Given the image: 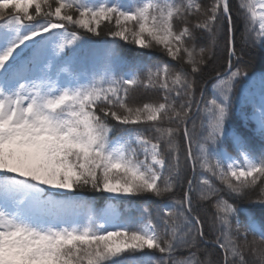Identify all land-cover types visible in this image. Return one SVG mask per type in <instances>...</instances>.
<instances>
[{
	"label": "snow or ice",
	"instance_id": "obj_1",
	"mask_svg": "<svg viewBox=\"0 0 264 264\" xmlns=\"http://www.w3.org/2000/svg\"><path fill=\"white\" fill-rule=\"evenodd\" d=\"M238 9L239 51L230 0H0V264H250L249 252L264 264V220L241 221L221 195L257 192L264 207V148L257 154L229 124L235 83L255 78L244 50L264 51V0H238ZM77 30L111 41L85 60L94 42ZM205 35L210 45L198 47ZM221 38L227 62L209 65L213 98L196 140L189 123L200 110L198 78ZM118 41L159 49L181 66L135 61ZM139 85L158 89L161 100L130 103ZM245 103L264 140V90ZM88 193L106 194L104 206ZM193 193L215 209L207 232ZM147 194L168 202L142 206L136 217L119 210L124 198ZM179 251L187 255L177 258Z\"/></svg>",
	"mask_w": 264,
	"mask_h": 264
},
{
	"label": "trees",
	"instance_id": "obj_2",
	"mask_svg": "<svg viewBox=\"0 0 264 264\" xmlns=\"http://www.w3.org/2000/svg\"><path fill=\"white\" fill-rule=\"evenodd\" d=\"M210 2V0H200V3L207 6V4ZM230 4L233 8V18L236 22L237 31H236V47L239 51L241 46L240 43V34L243 31V21L240 19V17L237 15L238 12V0H230ZM190 19H195V17H192ZM70 31L73 29H69ZM81 35L88 36L89 40L94 42L89 47H86L82 53L81 56L85 60H90L91 55L94 49L101 48L106 41H111V37L107 36L105 34H101L99 37L92 36L91 34L84 33L81 30ZM119 48L121 53L126 55L128 58L133 59L138 62H142L144 64L148 65H154L156 63H168L171 65L173 69H179L181 66V62L173 61L169 57H167L162 51L159 49H140L136 46L126 43L123 41H118ZM210 41L208 40L207 36H200L197 40V46L198 47H208L210 45ZM245 55H244V62H245V68L248 72L249 77H252L253 74L259 75L264 73V51H262L260 48H245ZM214 58L209 60V64L205 65L204 67L209 69L207 72L204 73L203 79L198 78V85H197V100L200 101V110L196 111V109L193 110L192 118L194 121L193 123H189V130L194 132V138L196 140H199L203 134H205V130L207 127V115L204 112L205 104L207 101H210L213 98V90H212V79H209V76L212 77L215 76V72L211 71L209 68V65L212 67L218 68L221 64H225L227 62V54L225 51V44L224 40L221 38L219 39L218 43L213 49ZM187 68V66L185 65ZM190 71V68L188 69ZM140 77L142 80L146 78V74L144 72L140 73ZM250 79L242 78L238 82L235 83L234 89H233V100H232V108H231V115H230V129H234L238 133H240L242 136L246 137L253 145L254 149L256 150L257 154H259V150L261 148H264V140L260 138L258 134H256L253 131V126L248 124L246 126L245 122L241 119L239 115V105H240V93L242 87L249 81ZM203 85L204 87V96L201 98L200 95V87ZM161 100V92L158 89L155 88H146L143 85L137 86L135 90L132 91L130 95V103L134 104H142L145 102H159ZM113 125H115L117 128H120L121 126L118 125L115 121H110ZM180 144H181V158H182V164L184 165L185 173L189 176H192L191 166L186 165L183 162L184 154L186 153L187 146L183 140V137L181 135L180 138ZM193 152H197V144L193 143L192 145ZM228 152L230 155L235 156L236 152L231 147L230 141L228 142ZM201 175V171L199 168V165H197L195 177H199ZM213 183L217 187H222L218 181H215L213 178ZM258 191V190H257ZM177 194L182 195V189H177ZM104 195L106 194H93L88 193L87 196L92 198H95L96 207L97 209H100L104 206L105 200ZM222 196H224L225 199L229 201L236 209H239V218L241 221L245 219L248 215H255V217L258 220H264V207H261L258 203H255L254 200L257 198V192H252L251 196L245 195L243 197H235L228 195L226 193H221ZM197 193H193L194 198V207L198 208L199 215L205 220L206 227L205 232H207V221L210 220L213 217L215 209L212 207V201H204V202H198L196 201ZM215 198L213 197V200ZM126 202L120 204L119 210L121 213H123L125 216L130 217H136L139 215V209L142 206H149L154 210H159L163 207L165 203L168 202L167 197L161 199H158L156 197L151 196L150 194L144 195V196H138V197H130L124 199ZM210 240L213 238V236L208 237ZM248 240L252 241L253 236L249 235ZM239 242H243L242 239ZM258 247H264V245H258ZM148 251V250H146ZM208 252L210 258L214 261H220L222 259L221 251L218 247H215L213 245H209L206 249ZM157 257H159V253H154ZM139 255V254H138ZM187 253L185 251H179L176 253L177 258H181L186 256ZM201 257L204 256V253L201 252ZM246 258L249 260L250 264H254V257L251 255V253L246 254Z\"/></svg>",
	"mask_w": 264,
	"mask_h": 264
},
{
	"label": "rangeland",
	"instance_id": "obj_3",
	"mask_svg": "<svg viewBox=\"0 0 264 264\" xmlns=\"http://www.w3.org/2000/svg\"><path fill=\"white\" fill-rule=\"evenodd\" d=\"M262 90H264V84L261 83V74H259L255 75L254 79H250L249 82L243 86L240 93L239 115L246 125L250 124L253 126V131L258 135L259 133L256 131L255 123L249 118L253 111L252 106L245 103V97L248 95H254L259 99Z\"/></svg>",
	"mask_w": 264,
	"mask_h": 264
}]
</instances>
